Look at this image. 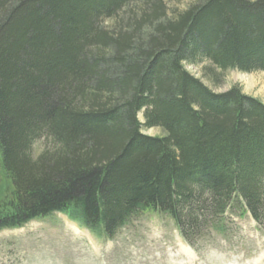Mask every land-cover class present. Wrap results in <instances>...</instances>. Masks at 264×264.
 Listing matches in <instances>:
<instances>
[{
	"label": "trees",
	"instance_id": "obj_1",
	"mask_svg": "<svg viewBox=\"0 0 264 264\" xmlns=\"http://www.w3.org/2000/svg\"><path fill=\"white\" fill-rule=\"evenodd\" d=\"M203 63L264 73V0H0V231L65 213L111 238L155 213L195 246L228 211L264 228V104L185 70Z\"/></svg>",
	"mask_w": 264,
	"mask_h": 264
},
{
	"label": "rangeland",
	"instance_id": "obj_2",
	"mask_svg": "<svg viewBox=\"0 0 264 264\" xmlns=\"http://www.w3.org/2000/svg\"><path fill=\"white\" fill-rule=\"evenodd\" d=\"M163 1L170 15L171 11H182L195 2ZM206 65H185V70L214 93H225L235 86L242 94L264 104V73L229 71L215 81L204 74ZM138 120L143 122L142 114ZM142 133L163 136L159 129L142 130ZM50 145L45 139L37 141L33 156ZM2 189H7L6 184ZM0 192L2 197L1 189ZM227 227L225 236L207 235L188 259L190 256L180 254V248L186 245L173 223L153 213H147L110 241L97 239L78 223L55 216L20 230L0 233V264H264V232L258 231L247 216L242 219L231 216Z\"/></svg>",
	"mask_w": 264,
	"mask_h": 264
},
{
	"label": "bare ground",
	"instance_id": "obj_3",
	"mask_svg": "<svg viewBox=\"0 0 264 264\" xmlns=\"http://www.w3.org/2000/svg\"><path fill=\"white\" fill-rule=\"evenodd\" d=\"M181 252L184 254V255H186V256H190L192 253H191V251L188 249V248H185V247H183L182 249H181Z\"/></svg>",
	"mask_w": 264,
	"mask_h": 264
}]
</instances>
